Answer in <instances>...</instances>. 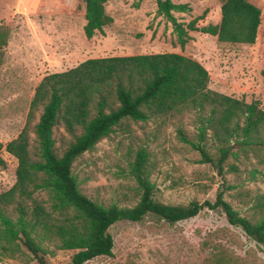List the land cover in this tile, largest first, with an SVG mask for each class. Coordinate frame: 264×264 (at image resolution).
I'll return each instance as SVG.
<instances>
[{
    "label": "trees",
    "instance_id": "obj_1",
    "mask_svg": "<svg viewBox=\"0 0 264 264\" xmlns=\"http://www.w3.org/2000/svg\"><path fill=\"white\" fill-rule=\"evenodd\" d=\"M80 1L82 34L90 39L111 23L104 11L109 0ZM140 1L134 0L132 7L136 9ZM155 6L154 15L170 25L179 48L189 39L187 31L215 37L218 43L252 45L260 21L259 10L249 0H222L219 22L199 29L196 19L184 25L173 17L172 13H187L186 4L155 0ZM7 36L8 29L0 26V62ZM207 82L208 74L199 63L175 53L87 59L64 72L43 76L33 89L21 130L3 146L0 143V151L16 162L13 184L0 193V264L4 259L47 264L46 256L58 250L73 251L65 264H83L111 255L107 229L117 222L136 223L152 215L172 224L196 216L203 208L220 210L230 226L264 248V197L256 199L257 216L250 219L233 210L221 191L213 202H157L145 148H138L126 165L137 192L130 207L91 200L81 193L72 173L73 162L113 131L126 132L130 123L163 125L192 113L195 141H188L180 126L175 131L179 141L198 153L200 163L222 176L237 171L234 162L253 160L258 168H251L248 177L264 180V110L255 101L244 103L211 91ZM58 126L71 139L60 155L52 137ZM29 132L34 136L32 147ZM38 193L44 199H37Z\"/></svg>",
    "mask_w": 264,
    "mask_h": 264
},
{
    "label": "rangeland",
    "instance_id": "obj_2",
    "mask_svg": "<svg viewBox=\"0 0 264 264\" xmlns=\"http://www.w3.org/2000/svg\"><path fill=\"white\" fill-rule=\"evenodd\" d=\"M186 4L187 13H172L182 24L196 19L197 29L219 22L222 0H170ZM109 0L104 5L111 23L90 39L82 34L80 0H0V26L8 29L0 62V143L3 146L21 130L33 89L40 79L64 72L87 59L175 53L199 63L208 74L207 89L244 103L257 102L264 110V0H249L259 10V25L252 45L218 43L215 37L187 31L179 48L171 28L156 17L155 0ZM36 113L32 124L37 120ZM180 126L188 141H195L194 114L184 113L163 125L130 123L126 132L115 130L72 164L82 194L102 205L130 207L137 199L127 162L145 148L151 165L152 197L166 205L213 202L217 191L223 200L248 219L257 216L256 199L264 197V180L248 177L253 160L234 162L235 173L219 176L199 155L176 137ZM54 149L60 155L70 137L53 128ZM30 146L34 136L29 132ZM209 153L213 152L207 141ZM0 193L14 182L15 159L0 151ZM232 162L228 160V163ZM233 163V162H232ZM44 199L42 193L35 195ZM111 255L83 264H264V248L230 226L220 210L203 208L190 219L169 224L152 215L141 221H121L107 229ZM73 251H53L47 264H65ZM1 264H21L4 259ZM27 264H36L31 261Z\"/></svg>",
    "mask_w": 264,
    "mask_h": 264
}]
</instances>
